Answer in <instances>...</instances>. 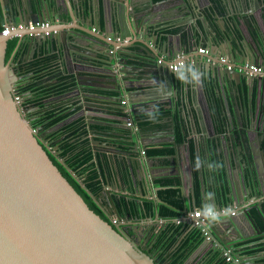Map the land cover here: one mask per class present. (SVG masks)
I'll return each mask as SVG.
<instances>
[{
	"label": "water",
	"instance_id": "obj_1",
	"mask_svg": "<svg viewBox=\"0 0 264 264\" xmlns=\"http://www.w3.org/2000/svg\"><path fill=\"white\" fill-rule=\"evenodd\" d=\"M48 1L0 0L4 26L51 21L49 34L46 36L43 35V32L19 31L11 32L7 36L0 33V264H155L152 257L146 254L145 250L137 247L121 230L125 224L136 225L139 230L141 227H139V223H137L139 220L136 217H130L129 214L125 217L120 216L118 207L112 204V210L119 222L118 224L112 221L105 222L88 208L49 159L36 133L22 117V113L27 112L22 107V100L29 95V92L22 94L16 92V84L21 78L16 75L10 60L5 61V53L7 42L12 38H18L14 51L25 47L29 51V59H33L36 53H41L42 48L49 49L55 53L58 62L62 64L64 75L68 74L66 67L68 63L82 69H90L95 65L107 67L110 71L107 78L114 85L116 83L118 89L117 87L110 89L80 85L79 75L75 72L76 87L68 90V93H63L64 95L61 94L60 97L67 99L72 97L76 104H80L65 114L77 110L75 116L78 117L79 111L83 108L84 111L93 112L99 116L107 115L110 113L103 111L98 102L105 101L109 104L108 108L120 109V106L117 107L118 102L125 100L127 112L134 111L133 120L137 125L139 124L137 118L141 110L136 109L138 107L144 109L149 104L154 105L163 101L164 97L159 95L158 87L162 89L161 91H164L165 87L167 90L172 88L174 73H170L163 65L158 66L159 64H156L155 60L166 53L171 54L174 47L167 48L166 41L156 51L154 43L149 45L148 42L142 40L123 42L127 38H136L139 34L144 37L146 27L157 26L158 15L149 14L146 12V8L139 5L136 6L138 11L132 8L133 3L137 4L139 0H126L115 4V15L109 25L111 30L117 33L120 42L110 38L106 39L98 32H91L96 19L98 20L99 0H72L75 7H78L80 20H76L77 14L75 18L70 12L66 16L58 8L57 10L52 8V11L49 12ZM260 1L264 4V0ZM55 5H57V0ZM154 5L152 3V6ZM186 6L187 0H184L179 8L182 10ZM51 18H59V23L56 24ZM261 19L231 20L226 26L221 20V24L217 21L216 27L209 26V22L204 19L202 21L206 23V32L210 34V37L206 38L195 23L190 39L198 49L201 47L198 38L201 40L209 38V44L204 41V45L208 47L213 46L212 43H217L219 39L221 45L228 43L231 45V41L235 39V49L229 50L227 54L230 59H234L239 64L247 62L264 67V13ZM77 21L76 27L74 25ZM94 30L96 31V29ZM54 31L55 33H53ZM189 31L186 32L190 33ZM71 49L75 53L70 52ZM13 54L14 52L11 57ZM92 57L93 59H91ZM192 57L201 58V60L207 58L201 54H194ZM38 58L40 59L41 56ZM126 58L130 59L134 71H137L141 76L139 83L142 86L140 87H148L150 90L147 93L150 98L141 100L138 104L131 100L130 93H125L124 82L121 80L119 83V75L125 73L123 69H119V66L127 65ZM205 70L206 81L211 87V95L207 97L201 85L205 101L204 110L209 116L206 126L203 125V113L194 106L191 109V116L185 113L181 94L180 98L178 97L174 101V105L170 99H167V105L171 111L167 117L162 119L167 122L166 127L164 125L163 128H146L144 130L136 127L127 135L97 133L120 141L121 144H100L94 139V136H91L89 141L97 166L98 154L105 157L102 158V162L105 160L107 165L110 162L108 154L116 157L122 156L120 168L115 163L108 165L111 171L110 178L116 183L120 180L132 189L131 195L120 194L117 184L111 186V190L103 191V193L110 192L118 195L119 199L134 200L139 205H142L143 200L146 199L156 206H169L158 198V192L167 188L178 189L180 200L183 203L182 209L179 210L181 217L178 220L189 227V230L195 228L193 221L203 220L202 227L209 237V240H204V242L215 244L214 249L228 251L236 261L234 264H244L240 261L239 256L235 255L233 249L235 246L249 241L250 237L262 233L264 207L259 202L260 200L247 205L238 204L241 200L229 186L232 180L228 167H239V173L243 180L247 179L245 186L248 193H253L256 199H260L264 189V171L259 162L264 163V78L249 76L236 70L228 71L225 67L211 66L210 64ZM196 74L198 75V73L194 74L195 77ZM254 87L258 89L256 93L259 92L260 102L258 105L256 102L253 103L251 98ZM245 88L250 96L246 97L247 102L243 104ZM15 95H18L20 104L15 102ZM229 95L230 100L226 98ZM177 104L180 105L177 106ZM211 109L215 113L216 121L212 118ZM143 112L147 113L146 110ZM174 113H176V117L173 116ZM161 121L157 122V125L161 126ZM123 125L122 120L119 123H114L113 127L125 130ZM233 127L236 130L233 131ZM207 129L211 134L208 137L209 147L201 137L205 136L204 133ZM176 131H179L181 135V143H177L175 140ZM255 131H260L255 134L259 138L257 145H253L249 138V135H254ZM191 133L200 135L199 139H202L205 144L209 166L211 164L215 166V169L213 167L215 174L213 175V172L209 171V176L212 189L214 190V185L219 188L223 212L219 205H215L212 209L205 205L204 176L200 160H198L201 148L195 140L193 142L196 157L192 164L190 162L184 166L191 191L189 195H183L184 176L180 169L178 152L180 149L188 148L193 140L190 137ZM159 135L168 137L169 142L153 144L152 147L168 148L174 151L172 156L168 157L172 165L164 168H161L159 162L146 155L147 147L142 143L144 137L153 138ZM99 145L103 147L101 152L94 148ZM125 148H129L130 152L135 154L141 150L144 156L138 159L135 156L129 158L130 154L123 151ZM59 163L85 190L83 183L79 182V179L70 172L63 161L59 160ZM196 168L201 171L199 175L195 174L200 183V197L203 199L201 202L203 217L201 219L191 217L195 212L194 208H196L195 202L191 201L194 189L192 176ZM161 169L177 170L178 174L166 173L162 175V178H152L153 173L162 172ZM220 171L225 175L228 189L223 187ZM98 172L102 174L101 169H98ZM213 176L217 178L216 181ZM102 177L104 184L109 186L110 178L107 173L101 175ZM159 181H174V184L164 187L163 183L157 184ZM115 189L118 190L117 193L114 192ZM86 193L91 196L89 191ZM186 200L188 203L185 202ZM106 201L113 203L114 200L110 198ZM106 201L104 202L106 203ZM234 206L238 209L232 211ZM210 209L218 214L213 217L208 216ZM121 211L124 213V210ZM144 221V223L158 224L160 227L166 223V219L158 214L157 209L155 218L150 217ZM242 228H246L248 232L244 233ZM249 233L251 235L247 236ZM228 237L231 239L229 240ZM259 264H264V262Z\"/></svg>",
	"mask_w": 264,
	"mask_h": 264
},
{
	"label": "crops",
	"instance_id": "obj_2",
	"mask_svg": "<svg viewBox=\"0 0 264 264\" xmlns=\"http://www.w3.org/2000/svg\"><path fill=\"white\" fill-rule=\"evenodd\" d=\"M56 0H49L48 1V7H49V12L52 11V8L59 11L66 16L70 12L71 15L75 18V15L77 14L78 17L76 20H80V12L78 10V7H75L74 2L72 0H57V5H55ZM121 1H126V0H99V15L98 20L96 19L93 28L96 29V32L100 33L101 36H105V38H110L116 41L118 38L117 33L113 32L110 28L109 22L114 18L115 15V4L120 3ZM184 0H139L137 4L135 2L132 5V8H135L136 11H138L136 6H141L142 8H146V12H149V14H155L158 15V22L157 26L150 28L146 27L144 30V37H142V34H139L136 36V38H127L123 42H128L129 40L132 42L134 40H142L144 42H148L149 45H152V43L156 44V51L157 49H160L163 43H166V47L168 48L169 46H173L174 50L171 54L166 53L165 55H161L159 58L155 60V63L157 64L158 60H165V62L162 64L164 67H167L168 71L170 73H174V82L172 85L171 90H167L165 87L164 91H161V88H157L159 90V95L163 96V101L159 102H164L167 103V99H170L172 101V104L174 105V101L177 100V98H180V95L182 94L183 98V106L185 109V113L188 116H191V109L194 106L198 110H200L203 113V125L206 126V123L208 122L209 116L206 115L204 107H205V101L203 100V91L209 97L210 92L207 89V77H205V72H206V67L208 64L211 66H218V65H212L211 63H208L206 60L199 58L195 59L192 56L194 54H199L198 53V48L196 45H194L190 39V36L192 35V27L193 24H197L199 28L203 31V34L205 37H210V34L207 33V28H206V23L203 22L202 20H206L209 22V26H217L216 23L217 21L221 24V20L224 22L225 26L226 24L231 21V20H262L261 16L264 13V4L261 3L259 0L256 2L255 0H187V6L185 9H180L179 5L183 2ZM143 3V4H142ZM152 3L155 4L152 6ZM131 9V8H130ZM129 9V10H130ZM48 12V16H49ZM53 17V16H52ZM204 18V19H203ZM54 19L55 23H59V18H51ZM82 19V18H81ZM51 23V21H48ZM78 21L76 23L77 27ZM253 26V25H252ZM184 27V28H183ZM254 29V28H253ZM190 30V33H187L186 31ZM92 32V31H91ZM194 35V34H193ZM249 39V38H248ZM214 40V39H212ZM204 41L208 42L209 44V38L206 40H201L198 38V42L200 44V48H204L208 50V56L211 58H226L228 62L230 63H235L239 64L237 61H234V59H230V57L227 56L229 50L235 49V44L234 40L231 41V45L228 43L227 45H221V40L219 39L217 43L213 42L210 47L204 45ZM117 42H120L117 41ZM219 44V45H218ZM218 45V46H217ZM154 49V46H152ZM25 47H22V50L20 53H18L19 56H23L25 50ZM56 49V47H55ZM72 53H75L73 49H71ZM69 52V53H70ZM92 53V51H90ZM41 56L39 59L38 57ZM93 56V55H92ZM34 61H39L37 63V68L39 69V73L36 74V77L38 76L41 78V83L42 85L46 86V88H56L61 85V83H64V81L70 82L69 84L72 87H76L75 83V77L74 73L76 72L79 77L78 81L80 85H93L95 87L99 88H116L118 89V85H115L112 83L111 80H109L107 77L110 74L109 70L107 67L102 66V65H95L90 67V69H82L79 67H74L72 63L67 64V75H64V69H62V64L58 62V59L55 57V53L51 52V50L47 49L44 50L42 48L41 53H36L34 55ZM49 57L52 58L50 59V62L48 61L47 63L49 64H43L44 62H41V59H47L49 60ZM178 58H185L188 63L186 66L176 72H171L169 70V64L174 63ZM55 59V62H53ZM93 59V57L91 58ZM128 61L127 65H120L119 69L124 70V74L119 75V83L122 80L126 86L125 93H130L131 100L135 103L141 102V100L148 99L150 98L147 93L150 91L148 87H140L142 84L139 83V79L141 78L140 74L137 71H134V67L132 66V63L129 58H126ZM22 62V59L20 60ZM28 63H22V65H26ZM160 66V65H158ZM201 67V72L199 73V69ZM221 67V66H219ZM33 70V69H32ZM195 73L196 77L194 76ZM41 76V77H40ZM132 82V83H131ZM202 85V89H201ZM211 90V89H210ZM258 89L255 87L253 88V92L251 94V98L253 103L260 102L259 98V92L258 94L256 93ZM171 91V92H170ZM165 92V93H164ZM61 94H52V96L48 97L49 101L52 102V104H62V107L64 114L67 112L68 109H70L71 105H73L74 99L71 97L70 99H61L60 97ZM249 95L247 88L244 89V97L242 98L243 104L247 102L246 97ZM234 96V95H233ZM250 96V95H249ZM30 96H28L29 98ZM230 100V95L229 97ZM236 98V96H235ZM209 99V98H208ZM244 99V100H243ZM158 102V103H159ZM102 103V102H98ZM210 103V101H209ZM152 105V104H150ZM180 104H177L179 106ZM211 105V104H210ZM230 106V105H229ZM169 108V107H168ZM233 109V108H232ZM171 111V109L169 108ZM182 110V108H181ZM237 110V108H236ZM238 112V111H237ZM145 113V112H144ZM180 113V108L177 110V114L179 116ZM212 118L214 121H216L215 113L211 109ZM174 117H176V113L173 114ZM211 116V115H210ZM167 117V116H165ZM208 118V119H207ZM160 128H163L164 125L167 123L164 120L161 122ZM157 124V123H155ZM159 126H154L150 129L157 128ZM166 127V125H165ZM178 127V126H177ZM240 129V128H239ZM236 130L235 127H233V131ZM260 131H255V134ZM191 136V142L189 145L193 147L194 150V140L198 142L200 145V164L202 166V171H203V176H204V183H203V192L205 193V205L206 207H214L215 205H219L221 208V212H223V204H222V198L221 194L219 191V188H217L214 182V190L211 187V179L209 176V171L213 172V175L215 174V166L211 164L209 166V159L206 156V148L203 140L199 139L200 135H195L193 133L190 134ZM202 135V134H201ZM205 136L203 137L204 141L207 142V145L209 147L210 142H208V137L211 136L210 132H208V129L205 130L204 133ZM206 139V140H205ZM165 142H169V138L164 136V135H159V136H154L153 138L151 137H144L142 138V143L147 147V149L153 148V144H162ZM102 148V147H101ZM136 159L139 157H143L144 155L142 154V151L139 150L138 153H136ZM119 157V162L121 161L122 156ZM194 154V158H195ZM105 158V157H102ZM154 159V161L159 162V165L161 168L171 166L172 164L170 163V159L168 157H150ZM193 158V159H194ZM100 159V158H99ZM102 160V159H100ZM94 162V158H93ZM96 165V168H98L97 164L94 162ZM263 168L264 165L262 164ZM214 167V169H213ZM229 175L231 178V184H229L230 187L235 191L236 195L239 196V199L241 200L238 204L240 205H247L250 203H254L256 200H260L259 202L263 205L264 207V189L262 190V194L260 199H256L253 193H248V190L245 186V181L243 180V177L241 176L240 169L237 166H233L232 168H229ZM163 170V169H161ZM167 169L163 170L162 173L166 172H175L178 174L177 170H168ZM201 171H199L197 168L195 169L194 175L197 174L199 175ZM153 175H156V173H153ZM221 175V182L223 184V187H226L228 189V184L225 179V175L222 171H220ZM196 178V177H195ZM213 179L216 181V177L213 176ZM192 180L196 182V192H195V186L193 187V195L191 198V201L195 202V207L194 211L198 210L201 211V202L202 198L200 197V183L198 179H193ZM118 184L119 186V193L124 194V195H131L132 189L129 188L125 183L121 182L118 180V183H116L113 179L110 178V186L104 185V189L111 190V186L113 187ZM194 185V184H193ZM116 188V187H115ZM190 183L187 181V178L185 176L184 178V187H183V195L187 196L190 193ZM118 190L115 189L114 192H118ZM138 191V190H137ZM255 198V199H254ZM188 203V200L185 201ZM209 212H215L211 211ZM237 207H233V210H237ZM230 211V212H232ZM254 212V211H253ZM218 213V212H216ZM181 217V215H180ZM179 217V218H180ZM155 218V217H153ZM178 222V221H177ZM176 222V223H177ZM181 222V221H180ZM151 227H156L157 230H159L160 225H154L152 223H147ZM165 225V224H164ZM262 227V226H261ZM244 233H247V229L242 228ZM262 233L255 235V237H250L249 241L243 242L240 245L235 246L233 251L235 252L236 256H239V259L241 262L244 264H259L264 262V228L262 227ZM251 233H249L250 236ZM246 236V235H245ZM229 238V237H228ZM231 238H229L230 240ZM204 242V241H203ZM216 245H211L206 242L202 243L185 261L184 264H201V261L205 254L211 250L214 249ZM222 256L224 257L225 252L220 251L219 248H217ZM255 253H250L252 251H255ZM263 256V257H261Z\"/></svg>",
	"mask_w": 264,
	"mask_h": 264
},
{
	"label": "trees",
	"instance_id": "obj_3",
	"mask_svg": "<svg viewBox=\"0 0 264 264\" xmlns=\"http://www.w3.org/2000/svg\"><path fill=\"white\" fill-rule=\"evenodd\" d=\"M3 29L4 18L0 6V33L3 31ZM17 41L18 38H12L7 42L5 61L10 58L17 45ZM50 59L52 60L51 57H49V60L48 58H43L41 59V62H44L43 64L46 65L48 64V61L50 62ZM39 61L30 63L32 67L30 68L31 70L33 69L35 79H37L38 81L41 80V78H39L38 76L36 77V74L39 73V69L36 66ZM68 89L69 88L64 87L63 84L56 88H46V86H40L36 83L27 86L24 90L37 94L39 96L38 99H44L52 96V94H63ZM207 89L209 92L211 91V87L209 84L207 85ZM152 108L153 110H151L150 112L138 115L137 120L139 121V124H137V127L144 130L146 128L159 126L155 123L161 121L165 116H168L170 114V110L167 104L164 102L156 103ZM155 108H157V110H155ZM70 115L71 114H64L62 105L58 104L47 112L45 119L37 122L35 125L39 124L40 122L46 121L44 124V129L46 130L51 126L68 120L71 117ZM122 119L123 115H119L118 119H116L114 123H119V121H122ZM85 135L86 131L84 129V123L81 118L68 121L58 132H56V134L54 133V135H50L48 137V140L52 142L53 140H56L61 136V140L58 143L57 157H54L50 154L47 155L55 165V167L58 169V171L61 173V175L67 180V182L71 185L75 192L83 199L88 208L92 210L96 215H98L102 220L108 222L107 219L102 216L95 202L86 193V191H89L93 196L96 195L99 191H102L105 184L103 177L101 178V175L103 176V174L107 173L108 177L110 178L111 171L108 168L107 162H105V160L102 162V160L99 159L98 168L102 171V174H99L98 169L93 162V154L89 140L85 138ZM175 140L177 143L182 142L179 131H176ZM182 151L186 154L189 161L193 160L194 150L191 145H189L188 148H183ZM173 152V150L168 148H150L147 149L145 153L149 157H160L163 155L172 154ZM59 160L63 161L64 165L70 170L72 174L75 175L77 179H83L82 182L85 190L80 186L78 182H76L73 177H71L70 173H68L65 168L59 163ZM193 177L194 179H196L195 175ZM162 183L164 187H169L174 184V181H164ZM193 184L195 186L196 192L197 189L195 180L193 181ZM158 197L161 201L167 203L171 207L164 205L156 206L150 200L146 199L143 200L142 205H139L134 200L126 201L125 198H122V200H120V205L124 207L126 214H130V216L134 217L137 216L141 219L144 218L146 220L150 217H155V212L157 209L158 214L162 218L166 219V223L157 231L158 233L154 237L153 241L148 244V252L152 253L155 256V264H184L188 257L203 243L204 236L200 229L193 228L189 230V227L178 220L180 217L179 210L182 209L183 203L180 200L177 189L167 188L165 190L159 191ZM119 209L120 207H118L119 215H124L123 212ZM129 234L132 235L133 232L129 230ZM255 252L256 250L250 253ZM145 253L147 254V251H145ZM201 264L230 263L226 262L225 257H223L218 250L211 249L205 254L201 261Z\"/></svg>",
	"mask_w": 264,
	"mask_h": 264
},
{
	"label": "flooded vegetation",
	"instance_id": "obj_4",
	"mask_svg": "<svg viewBox=\"0 0 264 264\" xmlns=\"http://www.w3.org/2000/svg\"><path fill=\"white\" fill-rule=\"evenodd\" d=\"M21 50H22V48L18 49L16 51H13L14 54L12 55V57L10 56V58L7 61L10 60V64L15 69L16 75L21 78L16 84V92H18L20 94L25 93V92H29L28 96H30V97L28 98V96L27 97L25 96L24 100H22L23 101L22 107L27 110L26 113H22V117H23V119H25L28 122V124L34 130L37 138L43 144V147L45 148L47 154H50V155H53L54 157H57V155H58V143L61 140V136L59 138H57L56 140H53L52 142L48 140V137L50 135H54V133L56 134V132H58L62 128L63 125H65L68 121H71V120L81 118L83 120L84 129L86 131L85 138H87L89 140L91 136H94V139L97 140L98 142H100V144H102V143L121 144V142L116 141L111 137H107L106 135L97 134V133H111V134L127 135V134H129L130 131H132L133 129H135L137 127L135 121L133 120L134 111L127 112V107H126L127 102L125 100H121L120 102H118L117 107L120 106V109L116 108V107L108 108L109 104L105 101H102V103H98L102 107L103 111L105 110V111H108L110 113L107 115L105 114V115L99 116L96 113L84 111V109L82 108V110L79 111L80 114L78 117L75 116V113L77 112V110H76L75 112L70 113L71 117L68 120H65L63 122H60V123L54 125V126H51L50 128H48L46 130L44 129V124L46 121L40 122L39 124L35 125L37 122L45 119L47 112L50 109H52L54 106H57L58 104L57 105L52 104V102L48 100L49 98L38 99L39 96L37 94H34L30 91L24 90L27 86H30V85H33L36 83L41 86L43 83H41V80L38 81L37 79H35V74H34L33 70H31L32 67H31L30 63L35 62L33 60L35 57H33V59H29V57H28L29 51L27 49L23 50L25 52H24V55L22 57L19 56L18 53H20ZM21 59H22V62H20ZM22 63H28V64H26L24 66V65H22ZM69 83L70 82H68V81H64V83H61V85L63 84L64 87H67V88H69L68 90H71L74 87H72ZM68 90L65 93H68ZM61 99L63 100L66 98L61 97ZM79 104L80 103H77V104L73 103V105H71L70 109H68L67 112L73 108H76ZM152 107H153V105L151 106L149 104V105L145 106L144 109H143V107L141 109H139V107H138L136 110H141L140 114H143L144 113L143 110H146V112L148 113L151 110H153ZM155 110H157V108H155ZM263 111H264V107H263ZM119 115H123L122 120H123V124H124L123 126H125V128H126L125 130L124 129H116L113 127L114 122L116 119H118ZM128 122H129V125L127 124ZM37 129H39V131H37ZM257 133H259V132H257ZM249 138H250L251 142L253 143V145H257L258 140H259L258 135H255V133H254V135L250 134ZM89 143H90V141H89ZM90 146H91V143H90ZM128 146H129V144H128ZM101 147L102 146L99 145V146H95L94 148H96L97 151L99 150V152H101L103 150V147L102 148ZM263 148H264V144H263ZM91 149H92V146H91ZM123 151L130 154L131 157L129 156V158H134V156H135V158L137 157L134 152H130L129 148H127V149L125 148V149H123ZM178 153H179V159H180V165H181L180 169H181L183 176L185 178V176H187V174H186L184 166L189 164L190 162L192 164L194 159L192 161H189L186 154L181 149L179 150ZM172 154L163 155L160 157H171ZM108 157H109L108 161H110L108 165H110V163H112L114 165V163H115V165L119 166V168H120V162L118 161L119 160L118 156L116 157V156H113L112 154H108ZM160 157H158V158H160ZM99 158L102 159V156L100 154H98V159ZM259 162H260L261 168L264 171V168L262 166V164L264 165V163H262L261 161H259ZM175 172L173 171V172H166V173H170V174L175 175L176 174ZM166 173L159 172L156 175H153L152 178H156V177L162 178V175L166 174ZM193 176H192V178L194 179ZM82 181H83V179H79L80 183H83ZM162 182L163 181H159V182H157V184L162 183ZM103 191H106V189L99 191L96 195H94V196L91 195L90 197L95 202V204H96L97 208L100 210L102 216L104 218H106L107 221L109 222V221H111V218L113 216H115V214L112 210V204H114L117 207H120L119 210H124V207L120 205V200H122V199H119L118 195H114L113 193H110V192L109 193H107V192L103 193ZM110 198L112 200H114L113 203L112 202L109 203L106 201L107 199H110ZM104 201H106V203ZM123 214L124 215H122V217H125L127 215L125 210H124ZM129 216H130V214H129ZM130 217H134V216H130ZM136 218H137V220H139V222H137V223H139V227H141L139 230H138V227L136 225L132 226L129 224H125L123 227H121V230L137 247L147 251V254H149L152 257V259L154 260L155 256L152 253L148 252L149 248L147 246L149 243H151V241H153L154 237L158 233L157 232L158 230L156 227L153 228V227L149 226L147 223H144L145 222L144 220H146V219H144V218L141 219L137 216H136ZM126 223H129V222L126 221ZM115 224H118V223H115ZM129 230H131L133 232L132 235L129 234Z\"/></svg>",
	"mask_w": 264,
	"mask_h": 264
},
{
	"label": "built area",
	"instance_id": "obj_5",
	"mask_svg": "<svg viewBox=\"0 0 264 264\" xmlns=\"http://www.w3.org/2000/svg\"><path fill=\"white\" fill-rule=\"evenodd\" d=\"M51 28V23L48 21H42V22H37L35 24H23V23H16V24H10V25H5L4 29L2 31L3 36L9 35L11 32H19V31H27V32H43V35H48L49 34V29ZM92 32H96L94 29H92ZM55 33V31L53 32ZM109 39V38H108ZM116 41H119V39H116ZM198 53L204 56H207L205 59L208 63H211L212 65H218L221 67H225L228 71L231 70H236L238 72L247 74L249 76H254V77H262L264 78V67L259 66V65H253L250 63H243V64H235V63H230L226 58H211L208 56V50L204 48L198 49ZM164 62L163 60H158L157 64L162 65ZM188 61H186L185 58H178L174 63L169 64V70L171 72H176L186 66ZM14 100L17 104H20V99L18 95L14 96ZM123 103V102H122ZM129 125V122L127 123ZM218 213L216 212H208V216H216ZM191 217L193 219H201L203 217V214L201 211L196 210ZM113 223H116L114 221ZM203 220L200 221H193V226L195 228H198L201 230L204 240L208 241L209 237L207 236L206 230L202 227L203 226ZM226 262L230 264H234L236 261L232 258L231 254L227 251L224 254Z\"/></svg>",
	"mask_w": 264,
	"mask_h": 264
},
{
	"label": "rangeland",
	"instance_id": "obj_6",
	"mask_svg": "<svg viewBox=\"0 0 264 264\" xmlns=\"http://www.w3.org/2000/svg\"><path fill=\"white\" fill-rule=\"evenodd\" d=\"M111 221H112V222L116 221V223L119 222V220H118L115 216H113V217L111 218Z\"/></svg>",
	"mask_w": 264,
	"mask_h": 264
}]
</instances>
